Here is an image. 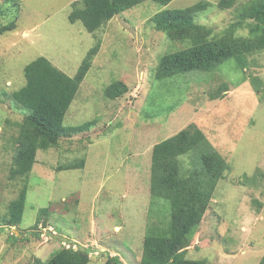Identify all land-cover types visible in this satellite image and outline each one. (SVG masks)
<instances>
[{
  "label": "rangeland",
  "instance_id": "374dc122",
  "mask_svg": "<svg viewBox=\"0 0 264 264\" xmlns=\"http://www.w3.org/2000/svg\"><path fill=\"white\" fill-rule=\"evenodd\" d=\"M75 1L19 0V11L13 2L0 0V26L16 23L0 34V227L22 186L8 175L12 136L27 113L12 98L26 83L24 67L42 55L73 77L99 43L63 121L71 127L95 120L94 126L38 150L23 219L0 231V264L47 261L64 246L89 248V264H103L107 254L120 256L123 264H139L147 230L171 220L170 201L151 192L154 145L193 134V126L206 139L175 158L178 177L200 169L201 155L211 151L219 152L229 169L203 198L202 220L187 235L186 257L207 264H259L264 254V50L249 55L244 69L230 60L209 72L157 79L161 58L191 42L172 40L150 22L160 10L208 1L195 22L222 32L252 0H237L227 9L219 0L145 1L94 33L81 20H69ZM238 32L245 35L247 29ZM114 81H123L128 91L112 100L104 92ZM217 89L223 90L220 98L212 99ZM82 158L83 167L61 169ZM13 233L26 239L13 243Z\"/></svg>",
  "mask_w": 264,
  "mask_h": 264
},
{
  "label": "trees",
  "instance_id": "16d2710c",
  "mask_svg": "<svg viewBox=\"0 0 264 264\" xmlns=\"http://www.w3.org/2000/svg\"><path fill=\"white\" fill-rule=\"evenodd\" d=\"M7 1L13 2L20 11L19 0ZM145 1L167 5L173 0H76L69 20H81L85 28L94 33L111 18ZM236 2L237 0H219L218 4L227 9ZM207 5L208 1H200L185 8L163 9L150 18L154 28L170 39L191 42L190 47L167 53L161 58L155 75L157 79L171 78L191 71L209 72L230 60L244 69L248 66L249 55L264 50V0H252L242 5L237 11L238 19L228 29L217 33L212 28L195 22L196 13L204 10ZM15 28L16 23L12 21L0 26V34ZM239 29H247V33L241 34ZM98 49L99 43L88 51L73 77L42 55L24 67L26 83L12 92V98L27 113L17 122V133L12 136L14 153L8 175L10 180L22 181V186L7 206L0 231H3L4 226L17 227L23 219L28 179L38 150H47L56 146L62 136L85 133L94 126L95 120L71 127H65L63 121ZM127 91V85L123 81H114L105 89L104 94L113 100ZM222 91L217 89L211 94V98H220ZM190 129L193 134L186 132L154 145L151 192L153 198L170 201L171 220L168 223L163 220L164 225L153 223L147 230L139 264H207L206 260L186 257V247L189 245L187 235L202 220V201L209 192L208 188L225 176L229 164L217 151L203 153L202 167L184 173L185 177L179 178L180 167L175 158L201 147L206 139L199 129L194 126ZM84 164L85 159L82 158L61 169L83 167ZM199 206L202 207L198 210ZM41 211H46V208ZM11 237L15 239L13 243L26 239L14 233ZM90 252L89 248L64 246L57 249L47 261L36 259L34 264H89ZM103 264H123V261L118 255L107 254ZM259 264H264V254Z\"/></svg>",
  "mask_w": 264,
  "mask_h": 264
},
{
  "label": "crops",
  "instance_id": "0c3cea01",
  "mask_svg": "<svg viewBox=\"0 0 264 264\" xmlns=\"http://www.w3.org/2000/svg\"><path fill=\"white\" fill-rule=\"evenodd\" d=\"M26 32H27V31H26ZM26 32H25V33H26Z\"/></svg>",
  "mask_w": 264,
  "mask_h": 264
}]
</instances>
